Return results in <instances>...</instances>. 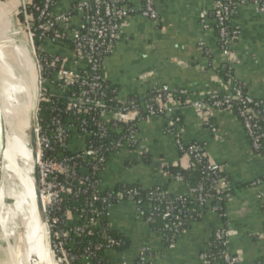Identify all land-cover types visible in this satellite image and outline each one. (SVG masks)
I'll list each match as a JSON object with an SVG mask.
<instances>
[{
  "label": "crops",
  "instance_id": "1",
  "mask_svg": "<svg viewBox=\"0 0 264 264\" xmlns=\"http://www.w3.org/2000/svg\"><path fill=\"white\" fill-rule=\"evenodd\" d=\"M89 1L55 0L52 13L69 14L67 28L77 29L82 20L71 14L73 8ZM153 2L157 18L149 20L140 14L141 0H128L134 13L122 22L112 52L102 60V79L115 89L117 100L144 98L163 87L185 93L191 100H202L231 93L237 86L258 102L264 114V13L259 5L253 0H237L229 21L234 37L224 48L213 0ZM18 10L19 0H0V15L8 17L7 29L20 28ZM43 47L63 58L67 68L77 66L69 43H44ZM13 50L22 63L29 62L25 47ZM52 91L57 92L53 87ZM167 107L178 114L173 128L177 138L167 130L170 114L139 120L134 132L137 143H123L108 155L98 173L99 189L112 191L119 184L133 183L144 189L161 186L177 197L186 195V184L165 171L170 166L188 165L189 158L179 154L178 140L181 145L197 143L208 163L225 174L232 191L223 213L207 205L171 246H165L151 230L132 200L113 204L107 217L110 228L127 243L122 251L108 252L111 264H222L207 259L216 231L223 232L227 249L239 258V264H264V143L259 151L252 148L240 118L232 110L207 109L205 118V110L185 103ZM111 119V115L102 118L105 123ZM84 141L75 133L68 149L79 152ZM79 262L87 264L85 260Z\"/></svg>",
  "mask_w": 264,
  "mask_h": 264
},
{
  "label": "built area",
  "instance_id": "2",
  "mask_svg": "<svg viewBox=\"0 0 264 264\" xmlns=\"http://www.w3.org/2000/svg\"><path fill=\"white\" fill-rule=\"evenodd\" d=\"M93 1L94 11L92 15H86L85 13L90 6L89 2H81L75 7L77 15L80 16V18H84V20L79 28L68 29L66 24L70 19V15L64 14L55 16L52 13L55 0H43L42 8L36 16V21L40 23L37 28L34 27L33 18L29 13V9L35 7L34 0H19L18 13L22 16L20 24L27 34L28 41L35 50V59L40 74L41 89L38 98L39 100L43 98L45 88L52 90L53 87L63 94H69L71 91L73 92L77 89V84L79 83L81 86H85L86 89L80 92L79 97H77L75 101L69 99L72 101L70 102V109L74 113L99 109L101 119L104 116L111 115L116 123H126L137 114V106L132 104L131 106H123L115 111L108 110L100 100L92 96L101 89L100 77L95 76L91 81L84 79L80 80L78 73L80 69L91 68L93 71L98 69V56L102 54L107 55L112 52L120 34L122 22L129 15L134 13V9L128 6V0ZM257 1L262 2L259 6V11L264 13V0H255V2ZM119 3H121V6H118ZM141 3V16L149 20H155L157 18V12L153 0H141ZM233 8V0H213L215 21L218 27L220 41L223 42V44L229 43V40H226L228 36L226 21L232 13ZM56 27L61 28L63 32L56 30ZM37 31H39V33H37ZM48 32L52 34L50 37L46 36ZM17 34L20 35V32H17ZM65 37L72 40V43L69 44L72 46L75 63L77 64L75 68H67L63 58L58 55L49 54L44 47H42V51H45L51 56V61L46 62L39 58V54H37L34 45V40L36 38L43 40V44L49 43L55 45L60 44V41ZM225 53L227 54V51H225ZM82 64L83 67H78ZM51 68H53L50 75L51 79L45 78V70ZM159 90L166 93L171 92L173 89L163 87ZM207 97L208 101L211 100L210 103L205 102ZM166 100L167 103L165 105H159L156 110L149 105H146L144 110L149 116L173 115L171 112L172 109L167 107L168 104L172 103L171 99L166 97ZM185 104L200 110H205L203 114L205 118L207 116V109L231 110L232 106L237 104V116L240 118L242 126L251 141L252 148L255 151H259L261 145L264 143V129L258 124L257 115L254 111L259 104L252 97L248 95L243 96L240 87L236 86L231 93H226L222 97L210 95L204 97L202 100H191L189 98ZM38 112L39 108L37 104L34 120L38 150L39 181L42 200L47 215V223L51 229V247L54 250L57 264H73L78 258L68 252V246H70L74 237H79L84 233L91 234V231L87 228L89 226H95L96 221L94 217L83 219L82 215L71 217L68 213L63 219L59 220L53 217V215L55 212L59 211L62 198L72 194L69 188L72 182L78 186L86 185L89 182L88 176H85V178H79L77 176L76 159L82 158L84 160H96L97 162H103L104 160L98 158L96 152H85L83 151L84 149L75 152L76 155L74 157H69L62 153L57 154L55 152L56 145H61L63 147L68 146L69 141L66 136V131L69 127H65L59 120H55L53 124L55 128L51 131L46 130L40 124ZM178 121V117H170L168 126L174 128ZM95 126L98 130H103L102 127H104L101 123H96ZM211 130L214 131V128L211 127ZM123 143H118L117 148H120ZM127 143L129 145H135L137 143L134 133H131ZM176 144L181 148L182 145L180 141L177 140ZM200 149L201 148L195 145L190 146L187 156L199 158L201 156L199 153ZM89 157H92V159ZM80 169L87 175L86 169L83 167ZM207 169L209 172L215 173L219 170V167L208 164ZM61 176L63 177L62 180L60 179ZM175 179L180 180L178 176H176ZM226 188H228V182L220 180L218 189ZM201 191L200 187L188 189L189 193L198 192L197 203L199 205H204L206 200L203 195L199 194ZM133 194L135 195L136 193L133 192ZM93 199L99 200V196L93 195ZM101 200L106 202L105 198ZM111 207L112 204H107V217ZM91 213L95 215V210H92ZM138 213H141L139 209ZM164 216L169 217L170 213L167 211ZM178 225H180V223H178ZM214 235L218 240L224 239L222 231H216ZM224 245H226V249L218 254V260L221 261L222 264H239V258L228 251L226 241Z\"/></svg>",
  "mask_w": 264,
  "mask_h": 264
},
{
  "label": "trees",
  "instance_id": "3",
  "mask_svg": "<svg viewBox=\"0 0 264 264\" xmlns=\"http://www.w3.org/2000/svg\"><path fill=\"white\" fill-rule=\"evenodd\" d=\"M154 1V0H153ZM255 1V0H253ZM89 1V8L85 11L86 15L93 14V3ZM234 5L237 0H233ZM259 6L262 2H256ZM43 0H34V8L29 9V13L33 18L34 27H39V22L36 21V16L42 8ZM76 4L73 8L72 15H77L75 10ZM121 6V3L118 4ZM233 17L231 13L226 21L228 29V36L226 40L234 37L232 30L229 27V21ZM17 18L21 21L22 16L17 14ZM82 22L84 18H81ZM59 32H63L61 28H55ZM39 33V31H37ZM52 34L48 32L46 36L50 37ZM61 43H72L70 38L65 37L60 41ZM35 49L39 54V58L46 62L51 61V56L45 51H42L43 40H34ZM58 45V44H55ZM221 45L226 48L228 44ZM107 55L98 56L99 64L98 69L93 71L91 68L80 69V80L91 81L95 76L100 77L101 89L92 95L97 100H100L104 107L108 110H118L123 106H131L135 104L137 106V114L127 121L126 123H116L111 119L108 123H105L100 116L99 109L87 110L85 112L74 113L70 109L69 99L75 101L81 91L86 87L77 84V89L71 91L69 94H63L62 92H54L45 88L43 92V98L38 103V117L40 124L46 130H53L55 120H59L67 128L66 136L68 139V146L63 147L56 145V153H62L63 155L74 157L75 152L69 150V144L72 141L75 133L81 135L84 138V150L96 152L98 158H102L103 162H97L96 160H84L77 158V176L79 178H85L88 176L89 182L86 185L78 186L74 182L70 185L71 195L62 198L59 211L55 212L53 217L61 220L68 213L71 217L82 215L83 219H90L94 217L96 221L95 226H89L87 229L91 231V234L84 233L79 237H74L68 246V252L76 258V262L73 264H79V261L85 260L88 264H111L108 257L109 251H122L126 247L125 239L117 234L110 228L108 218L106 216L107 204H115L120 200L127 201L132 200L138 207L139 215L147 221L151 230L161 237L165 246H171L178 240L179 234L187 229L189 225L198 220L200 215L204 213L208 206L215 207L218 213H223V205L227 200L228 194L232 191L231 188L218 189L220 180L228 182L225 174L219 169L215 173L208 171V161L204 156L203 151L200 149V157L194 158L193 156H187L188 148L192 145L199 147L195 142L189 145H182L178 147L179 154L181 156H187L189 158L188 165L186 167L170 166L165 169L167 174L171 178L178 176L180 180L186 184L187 188L193 189L200 187L201 192L199 194L205 197V204L199 205L197 203L198 192L187 193L184 196L177 197L171 193H168L166 188L161 186H154L149 189L141 188L137 184H119L112 191H101L99 189V177L98 173L103 169L105 160L111 152L117 151L118 143L127 142L131 133L136 132V124L139 120L148 117V113L144 110L146 105L151 106L153 109L159 105H165L167 103L166 97L171 99L172 103L183 105L188 99L185 93L173 89L171 92H162L160 90L151 91L144 98H130L125 102H120L116 98L115 89L110 87L102 79V60ZM53 68L46 69L44 72L45 78H50ZM243 96H246L245 91L242 90ZM219 97L224 96L218 95ZM210 103L211 100L205 101ZM238 105L232 106L231 110L237 114ZM258 124L264 129V114H262L260 107L254 109ZM178 114H173L170 117H176ZM85 123V124H84ZM101 123L104 127L103 130H98L95 124ZM105 128V129H104ZM167 130L173 138H177V132L175 129L167 127ZM135 146H133V149ZM200 148V147H199ZM81 154V153H80ZM92 159V157H89ZM142 158L144 162H147V155L143 154ZM83 167L87 170L86 173L80 168ZM62 180L63 177L61 176ZM229 183V182H228ZM229 185V184H228ZM133 192L136 194L134 195ZM93 195L99 196V200H94ZM105 198L106 202L101 199ZM208 205V206H207ZM95 210V215L91 211ZM170 213L169 217H165L166 212ZM180 223V225H178ZM225 238L218 240L213 237L211 242L207 259L209 262L218 260V254L226 249L224 245ZM140 264V261L138 262Z\"/></svg>",
  "mask_w": 264,
  "mask_h": 264
},
{
  "label": "rangeland",
  "instance_id": "4",
  "mask_svg": "<svg viewBox=\"0 0 264 264\" xmlns=\"http://www.w3.org/2000/svg\"><path fill=\"white\" fill-rule=\"evenodd\" d=\"M7 25L8 17L0 15V69L3 68L1 76L4 78L3 81L6 85L18 86V91L7 101L3 94L0 99L4 103L7 112L5 118L6 128L10 133L15 134L16 138H12L16 149L20 154L24 155L25 149L22 143L30 149L28 128L30 114H33L32 111L35 114L39 100L38 95L41 89L40 74L35 59V50L28 41L22 25H20V28L12 27L9 29L6 28ZM17 32H20V35ZM17 46L25 47L28 50L29 62L25 61L22 63V58L20 59L13 50ZM31 74L33 80L30 79ZM4 82H1V86H4ZM30 85L35 88L33 97ZM24 89L26 91H23ZM21 110H23L24 114H22ZM3 114L5 117V111ZM33 117L35 116L33 115ZM2 168V176L6 179L2 183L3 190L0 189V202L2 199L0 205V264H29L26 231L18 217V215L21 216L20 206H22L23 202V182L27 167H23L21 162L10 160L4 152ZM48 228L51 247V229L49 226ZM51 257L53 264H57L52 247Z\"/></svg>",
  "mask_w": 264,
  "mask_h": 264
},
{
  "label": "bare ground",
  "instance_id": "5",
  "mask_svg": "<svg viewBox=\"0 0 264 264\" xmlns=\"http://www.w3.org/2000/svg\"><path fill=\"white\" fill-rule=\"evenodd\" d=\"M1 72H3V68L0 69V96H2L3 94L7 101L12 97V95L15 92L17 93L18 86L14 87L12 85L11 86L8 84L6 85L5 82L3 81L4 78L1 76L2 75ZM31 73H32V69H31ZM30 79L33 80L32 74H31ZM1 82H4V86L3 85L1 86ZM25 89L23 91H26ZM30 90H31L32 97H33L35 88L30 85ZM32 102H33V99H32ZM1 104H2V111L3 112L5 111L4 118H6L7 112H6L5 105L2 101H1ZM22 111L23 110H21V112ZM22 114L24 113L22 112ZM5 135H6V146H5L4 152L7 155V157L12 161L14 160L16 162H21L23 167H27L26 169L27 171L24 177V182H23V187H24L23 202H22V206H20L21 216L18 215V217H19V220L23 223V227L26 231L27 243H28V255H29L28 262L29 264H53V261L50 257L48 249L46 248V245H44V247L42 245L44 233L38 222V216H37L35 200H34V188H33V184H34L33 165L34 164H33V159L31 156V150L27 148L24 143L21 142L22 145L24 146L25 154L24 155L20 154V152L16 149L15 143L13 141V138L14 137L16 138L15 134L13 135L6 128Z\"/></svg>",
  "mask_w": 264,
  "mask_h": 264
},
{
  "label": "water",
  "instance_id": "6",
  "mask_svg": "<svg viewBox=\"0 0 264 264\" xmlns=\"http://www.w3.org/2000/svg\"><path fill=\"white\" fill-rule=\"evenodd\" d=\"M32 113L33 114H30L31 116H30V123H29V128H28V136H29L28 142H29L31 156L33 159V164H34L33 165L34 200H35V206H36V211H37V216H38V222L44 233L42 245L43 247L44 245H46V248L48 249V252L51 257L50 234H49L47 215H46L45 206L42 200L40 181H39L37 139H36V130H35V120L33 117V115L35 114L33 111ZM5 132H6V123H5V118H4V114L2 111V104H1V99H0V189L2 190H3L2 183L4 179H6V178H3L2 176V160H3V154H4L5 146H6ZM1 203H2V199H1L0 205Z\"/></svg>",
  "mask_w": 264,
  "mask_h": 264
}]
</instances>
